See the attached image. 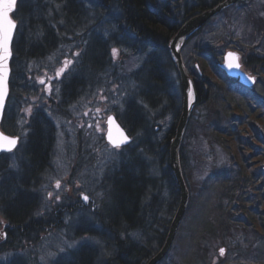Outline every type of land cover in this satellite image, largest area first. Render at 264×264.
<instances>
[{"label":"rangeland","instance_id":"obj_1","mask_svg":"<svg viewBox=\"0 0 264 264\" xmlns=\"http://www.w3.org/2000/svg\"><path fill=\"white\" fill-rule=\"evenodd\" d=\"M50 1L34 0L33 17L43 18L45 13L47 17L52 15ZM82 2L88 32L82 35L86 30L83 32L79 27L81 33L74 31L77 34L64 38L55 50L29 60L17 53L13 60L10 86L15 94L8 98L1 122L3 131H15L20 137L16 149L5 153L11 165L18 167L16 152L21 148L33 116L47 117L45 119L53 128L49 167L37 174L29 185L31 189L27 190L37 204L35 216L44 215L53 207L75 203L79 193L108 204L111 198L105 183L122 170L154 176V185L150 187L152 194L144 198V203L146 198L155 201L154 188L163 183L159 164L164 158L161 150L164 147L160 143L173 126L182 100L178 82L171 87L167 81L161 86L137 81L134 73L143 67L154 50L135 45L132 34L120 28L118 10L107 12L96 9L90 0ZM54 3L59 4L61 0H54ZM232 5L215 15L209 29L192 38L188 46L207 43L213 33H218L222 40H231L242 31L248 35L259 29L264 32V14L259 6L242 9ZM229 7L234 8L221 13ZM261 40L264 43V38ZM114 48L118 50L115 57ZM96 56H99V65ZM66 59L72 64L57 78L56 71L63 67ZM92 61L97 67L94 63L91 65ZM41 78L45 84L39 83ZM225 83L222 87L227 91L225 94L220 91L207 103L194 106L193 120L185 128L181 144L185 145L189 165L186 173L191 185L183 174L188 200L175 234L181 233V236L176 238L177 243L174 237V251H169L156 264H264V198L255 194L262 192L264 197V90L261 86L248 89L232 82ZM48 85H51V92ZM93 86L94 97H91ZM142 94L156 103L144 101ZM140 105L142 128L135 127L130 117L132 141L123 149H115L105 139L106 117L111 113L116 116L130 113L131 108ZM255 109H259L261 116L253 113ZM225 113H230V123L224 120ZM214 115L219 116L220 121L209 124ZM227 124L237 134L239 149L232 138L224 136L227 147L214 136V127H223V135H227ZM73 154L80 157L78 168H73V162L69 161L74 159ZM255 175L260 181L257 184L261 183L258 190L255 185L248 184L247 177ZM236 177L241 180L237 181ZM220 179H226L227 184H221ZM57 180L61 184L59 189L55 186ZM74 185L79 188L74 189ZM227 187L229 191L232 187L235 190L231 200L220 196ZM224 205H230L231 222L226 214L221 215ZM250 209L253 214L249 213ZM74 210L69 213L60 210V226L40 232L33 240L21 239L15 251L0 253V264H9L13 258L19 264H79L82 253L90 255L88 264H108L112 248L110 242L100 236L104 234V226L87 209ZM166 211L167 208H161L159 214L164 215ZM221 217L227 219L228 228L220 223ZM0 219H3L1 211ZM258 237L262 238L258 240ZM221 248L225 250L223 256Z\"/></svg>","mask_w":264,"mask_h":264},{"label":"trees","instance_id":"obj_2","mask_svg":"<svg viewBox=\"0 0 264 264\" xmlns=\"http://www.w3.org/2000/svg\"><path fill=\"white\" fill-rule=\"evenodd\" d=\"M82 1L61 0V3L55 4L54 0H51L49 2V8H51L52 15L47 17V13H45L46 17L44 15L43 18L38 19L32 15L34 0H18L13 13L18 27L14 39V56L11 66L17 53L18 56L24 55L27 60L31 57L39 58L40 54L55 50L56 46L63 43L64 38L67 36L81 33L78 30L79 27H81L83 32L86 30L82 35L88 32L89 27L87 28L85 23L79 26L73 23V17L78 12V9L81 13L86 12L85 5ZM90 1L94 4L98 3L99 5H95L99 10L107 12H111L112 9L118 10L117 12L120 15L121 23L120 28L132 34L135 45L137 47H147L154 50L147 58L143 67L134 73L137 81H142V83L147 84L153 83L155 86H161L167 81V84L173 87L179 79L175 64L168 51L169 40L188 18L224 0ZM76 6L78 9H76ZM232 6H240L242 9L259 6L264 14V0H239ZM232 8L234 7H229V9L223 10L221 13L230 11ZM213 19L214 17L202 28L193 33L185 45L186 49H183V52L185 50L183 53L184 63L193 80L197 93L196 106L207 103L214 95L219 94L220 91L222 94L227 92L222 87L225 86V82L228 80L224 72L219 68V61L224 51L229 47L240 51L244 69L257 76L258 80L255 86H261L264 90V43L261 40L264 38L263 30H256L254 34L250 35L242 31L240 36L231 40L229 38L222 40L223 38L218 33H213L209 36L207 43L188 46L192 38L201 34L203 30L209 29ZM62 22H64V25H62ZM24 29L26 30L24 31ZM74 31H77V33H74ZM38 32L43 35L38 36ZM55 32L57 33L55 34ZM60 40L61 42L59 43L58 41ZM231 41L234 42L232 45L230 44ZM99 43L101 44L100 41ZM96 62L99 65V56H96ZM95 67H97L96 63ZM14 94L12 89L10 97ZM141 96V99L150 101V104L154 105L156 103L153 98H149L150 100H148V98H145V95L142 94ZM170 98L171 96L168 97V99ZM235 107L238 109V106ZM131 109L133 111L130 110V113L127 111L124 114L121 113V116H119V119L130 135L133 134V130L129 125V123L131 124L129 118H133L132 123L135 127L142 128V122L139 118L143 115L141 105ZM181 110L182 100L179 103L173 126L168 130L167 137L160 143L164 147V149L161 148L164 153V158L160 160L159 164V171L162 173L161 178L163 179V183L154 188V199L157 197L155 201L150 202V199L146 198L144 203V198L152 194V188L150 187L154 185L155 180L154 176H146L144 172L140 174L137 172L135 175L132 171L123 172L122 170L119 174H113V179L111 181L107 180L108 183H105L106 192L107 194L108 192L110 193L111 202L117 206L115 211L119 214V219H123L122 222L113 224L112 226L113 233H118L123 230V237L120 236L111 242L112 249L107 259L108 264H146L147 260L153 257L164 244L170 227L171 217L174 214L173 211L176 212L180 201L179 188L169 165V150L171 139L175 136ZM253 113L261 116L259 109H255ZM193 115L194 111L192 112L187 127H189L193 120ZM204 118L207 121L208 114L204 115ZM224 120L230 123V113H225ZM218 121H220L219 116L214 115L209 124L215 125L218 124ZM227 128L228 134L223 135V127L222 129L214 127V136L225 146L227 145L225 144L224 139L226 138L224 136L232 138L231 140L235 141V147L239 149L240 145L239 141L236 140V132L233 128H230V125ZM52 142L53 128L49 121L43 116H40V118L33 117L30 123L29 134L21 144V148L16 152L18 167H13L10 160L5 156V153H0V211L3 217V219H0V228L6 232V239L0 242V253L4 251H15L21 239L33 240L40 232L47 231L59 225V218L62 214L58 217V211L52 213L54 216L49 217L34 215L35 209L33 204L36 203L32 199V193L27 191L31 189L29 185L32 183V180L36 179L39 171L43 170L46 166ZM184 147V142H182L179 150V160L184 177L190 184L188 174L186 173L189 165L184 153ZM230 148H232V145ZM247 178H249L248 184L255 185V189L258 190L261 183L257 184V176H249ZM236 180L240 181L241 179L236 177ZM220 182L226 185L228 181L226 179H220ZM191 191H193L192 186ZM228 191L227 187L225 192H222L220 196L226 200L228 198L231 200L235 190L232 187ZM255 194L257 197L264 198L262 192ZM161 208H167L168 211L164 215L161 212L159 217L156 218V212H159ZM223 209L224 213L221 214L222 217L226 214L227 219L231 222L230 205L229 207L224 205ZM141 212L143 213L139 217V213ZM253 212L250 209L249 213L253 214ZM222 217L220 223L223 222L226 228H228L227 219H223ZM254 218L257 219L258 217L255 215ZM141 225H143V235L137 237L140 234L138 228ZM126 230H135L137 233L134 236L129 234L126 237L124 234ZM180 236L181 233H178L175 236L174 242L177 243L178 240L176 238ZM261 238L258 237V240ZM1 239H3L2 236H0ZM142 248H145V251ZM174 249L175 246H172V252ZM89 257L90 255L88 253H82L80 257L81 263L79 264H88ZM9 264L19 263L13 258Z\"/></svg>","mask_w":264,"mask_h":264},{"label":"water","instance_id":"obj_3","mask_svg":"<svg viewBox=\"0 0 264 264\" xmlns=\"http://www.w3.org/2000/svg\"><path fill=\"white\" fill-rule=\"evenodd\" d=\"M237 1L238 0H224L220 2L219 4L205 11H202L200 13H197L191 16L179 27V29L176 31L173 37L169 40L168 51L175 64V68H176L178 78H179L181 94H182V110H181V114H180V117L178 119V123L176 126L175 136L171 139L170 150H169V165L174 173V176H175L178 188H179L180 201L176 209V212L171 220L170 227L167 232V236H166L163 246L159 249V251L153 257L149 259L147 264H156L169 252L173 244L174 237L179 227V224L185 213L187 200H188V190H187L184 178H183L182 168L180 165L179 150H180L181 141H182L185 128L190 119L193 107L197 101V93L194 87L193 80L189 76L184 66L182 54H181L182 48L185 45L187 39L190 37V35H192L196 30L201 28L213 15L217 14L223 8L232 5ZM16 3H17V0H16ZM16 3H15L13 10L9 13L10 18L13 20L14 18L12 17V13L14 12L16 8ZM15 23L17 27V22L15 21ZM15 31L16 29L13 32L10 45H9L11 55L7 61V67H8V73H7V79H6L7 95L4 97L3 107L0 108V121L2 119L3 111L5 109L6 101L9 95L10 59L12 57L11 44H12ZM230 53L235 54V56H230L229 55ZM235 57L239 58V55L236 51L227 50L223 57L224 62L220 64V67L227 73V75L238 78L239 82L242 83L243 85L248 86V87L252 86L254 83L253 76L248 75L247 73L239 70L237 67H234V66L229 67L230 64L234 65L236 63H239L240 65L239 59L237 60ZM249 77H252L253 79H250ZM112 118L115 121V123L112 125V128H111L112 138L120 139V132L122 130L124 135H126L129 138L128 142L122 145L128 144L130 141L129 135L127 134L125 129L122 128L116 122L115 118L114 117ZM108 130H109V124L107 126V134H106L107 140H108ZM0 133H1V130H0Z\"/></svg>","mask_w":264,"mask_h":264},{"label":"snow or ice","instance_id":"obj_4","mask_svg":"<svg viewBox=\"0 0 264 264\" xmlns=\"http://www.w3.org/2000/svg\"><path fill=\"white\" fill-rule=\"evenodd\" d=\"M16 0H0V108L3 107V101L4 97L7 95L6 92V79H7V73H8V67H7V61L11 55L10 51V41L13 35L14 30L16 29V23L13 19L10 18L9 13L13 10L15 6ZM113 56L115 57L118 54L117 49L112 50ZM76 55H79L78 53ZM230 56H235V54L230 53ZM237 60L238 57H235ZM72 64L71 60H65L63 63V67H60L56 71V77L59 78L61 75L65 73V71L68 69L69 65ZM237 67L239 68V63L236 64H230L229 67ZM250 79H253L252 77H249ZM51 79V77L49 78ZM40 84H45V80L41 78L39 80ZM48 91L51 92V85L47 86ZM29 112L31 109L28 110ZM97 112L100 111V109L96 110ZM87 115V113H85ZM115 123L113 118L111 116L108 117V124H109V130H108V141L114 148H120L122 144H125L128 142V137L124 135L123 131L120 132V139H113L112 138V132L111 128L112 125ZM91 127V125H90ZM118 127V126H117ZM97 129H99V125H97ZM17 144V139L11 138L8 136H4L2 133H0V150H7L12 151ZM56 188L59 189L61 187L60 181H56ZM48 196L51 197L52 193H48ZM59 196L56 197L57 200H59ZM83 199L85 201L88 200V196L84 195ZM6 237V233L4 234ZM225 250L223 248L220 249V255H224Z\"/></svg>","mask_w":264,"mask_h":264},{"label":"flooded vegetation","instance_id":"obj_5","mask_svg":"<svg viewBox=\"0 0 264 264\" xmlns=\"http://www.w3.org/2000/svg\"><path fill=\"white\" fill-rule=\"evenodd\" d=\"M94 40V38H93ZM95 42V41H94ZM94 42L92 44H94ZM89 46H91V44H89ZM94 63L95 65V61L91 62V65ZM94 86L92 87V89L90 90V93H91V97H94L93 94H94V90H93ZM111 115H113L115 117V119L120 123V125L122 126L123 128V123L121 122V120L119 119V116L121 115H115L114 113H111ZM33 117H37V118H40L38 115H35ZM108 117V116H107ZM107 117L105 119V123H107ZM44 118H47V117H44ZM33 119V118H32ZM29 126V131H30V124L28 125ZM29 131L28 133L25 135L24 137V141L26 140L28 134H29ZM12 135H16L15 131ZM18 137V136H17ZM20 138V137H19ZM23 141V142H24ZM16 148H14L12 151H14ZM117 149V148H115ZM120 149H123V145L118 148L117 150H120ZM74 156V159H71L69 160L70 162H73V164L71 165L73 168H78L80 164H78V162L80 161V157L78 156V154H73ZM47 168L49 167L48 166V162L46 164ZM45 166V167H46ZM42 170L39 171V173H41ZM74 189H78L79 186L77 185H74L73 186ZM82 193H79V198L78 200L74 203V202H69L67 203L66 205L67 206H58V207H53L50 212H47L45 213L43 216H46V217H49V216H54L52 213H54L55 211H58V217L59 215L62 214V212H60V210L63 209V212L66 211L67 213L69 212H73L75 211L74 209H78V208H83V209H87L89 212H91L98 220V222H100L101 225L104 226V234H101V238L104 240V241H108L110 242H113V240H116L118 237L122 236L123 237V230L121 232H118V233H113L112 231V226L113 224H118L120 222H122L123 219H119V214L116 213V205L113 204L112 202H109L108 204H101L100 202H97L93 197H91L90 195H87L88 196V200L85 201L81 195ZM34 206V209L36 210L37 209V204H33ZM77 207V208H76ZM154 212V211H153ZM143 212L139 213V217L142 215ZM173 213L175 214V211H173ZM101 214L103 215V217H100ZM173 214V216H174ZM41 215V214H39ZM156 215L158 218L159 217V212H156ZM173 216L171 217V220L173 218ZM58 220V218H57ZM44 221V220H43ZM61 219L59 218V225H61ZM171 222V221H170ZM57 223V222H55ZM143 225H141L138 230L140 231V236L143 235V228H142ZM4 227V225H3ZM114 230V229H113ZM229 230V229H228ZM117 231V230H116ZM129 232V233H128ZM6 232L3 231V229L0 228V236H2L3 239L0 240L1 241H4L6 239V237L4 236ZM130 233H137L135 230H131V231H127L124 232V234L127 236H129ZM226 240V239H225ZM224 240V241H225ZM153 256V255H152ZM148 262V260H147Z\"/></svg>","mask_w":264,"mask_h":264},{"label":"bare ground","instance_id":"obj_6","mask_svg":"<svg viewBox=\"0 0 264 264\" xmlns=\"http://www.w3.org/2000/svg\"><path fill=\"white\" fill-rule=\"evenodd\" d=\"M96 5H99L98 3H95ZM94 4V5H95ZM95 5V7H96ZM76 9H78V7L76 6ZM97 9V8H96ZM99 11V10H98ZM83 13H81L78 9V12L76 13V15L73 17V23L74 24H78V25H83L85 18L84 15H82Z\"/></svg>","mask_w":264,"mask_h":264}]
</instances>
